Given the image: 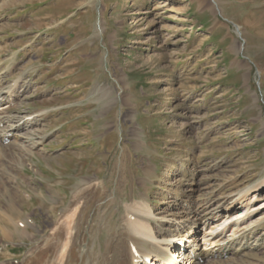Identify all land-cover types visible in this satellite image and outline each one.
Listing matches in <instances>:
<instances>
[{
  "label": "rangeland",
  "instance_id": "obj_1",
  "mask_svg": "<svg viewBox=\"0 0 264 264\" xmlns=\"http://www.w3.org/2000/svg\"><path fill=\"white\" fill-rule=\"evenodd\" d=\"M166 1L0 0V85L17 79L21 95L9 125L43 112L30 152L2 143L0 217L13 227L31 217L42 235L46 202L67 204L86 177L108 188L109 227L132 198L175 213L191 186L196 203L264 193V0ZM14 237L0 256L22 264L32 243ZM244 261L264 264V248Z\"/></svg>",
  "mask_w": 264,
  "mask_h": 264
},
{
  "label": "bare ground",
  "instance_id": "obj_2",
  "mask_svg": "<svg viewBox=\"0 0 264 264\" xmlns=\"http://www.w3.org/2000/svg\"><path fill=\"white\" fill-rule=\"evenodd\" d=\"M214 2L211 0V4ZM213 9L219 11L216 5ZM18 83L19 80H15L7 88L0 85V125L3 127L0 129V153L4 139L13 138L21 152H30L37 145L31 139L32 130L43 112L33 117L24 115L15 125H9L8 109L11 102L21 96ZM97 179H79L67 204L60 206L46 202L52 205L49 210L55 219L42 235H39L41 229L35 231L37 225H33L31 217H26L19 231L17 226L20 227L21 221L16 220V227H13L15 222L4 213L8 219L0 217V243L10 245L15 234L17 239L30 241L32 246L25 253L22 264H148V259L151 260L149 264H247L244 261L247 255L257 254L264 248V193L256 194L259 190H253L250 198H246L247 190H242L232 195L228 193L220 201L211 196L196 203L190 183L189 193L184 192L185 199L190 202L187 208H180V212L155 213L146 199L132 198L125 201L118 223L109 227L103 220L107 208L103 210L104 204L98 200L108 188ZM118 187L114 192L109 191L107 207L116 203ZM40 196L43 198L41 192ZM26 197L31 200L33 196ZM237 204L239 210L231 213ZM207 205L209 209H206ZM41 206L45 207L44 204ZM55 210H60L59 216L54 214ZM110 211L108 219L111 220L115 211ZM27 213L35 217L34 213ZM157 218L160 224L155 222ZM90 232L93 240L102 237L97 246L89 245ZM5 248L9 251V246ZM0 259H3L0 264H12L5 253H1Z\"/></svg>",
  "mask_w": 264,
  "mask_h": 264
}]
</instances>
